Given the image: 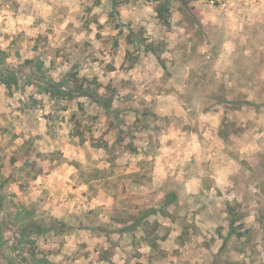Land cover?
<instances>
[{"label": "clouds", "instance_id": "clouds-1", "mask_svg": "<svg viewBox=\"0 0 264 264\" xmlns=\"http://www.w3.org/2000/svg\"><path fill=\"white\" fill-rule=\"evenodd\" d=\"M216 2L0 0V164L49 223L51 234L33 239L52 253L50 264H264V226L248 238L264 218V112L218 140L204 122L207 93L181 81L170 119L134 132L135 140L123 125L116 144L120 129L110 130L101 104L81 95L108 98L110 87L130 82L137 101L147 100L174 62L199 66L193 52L202 62L208 56L201 49L254 56L257 43L264 46V0ZM149 62L154 74L142 71ZM101 137L106 144L92 147ZM238 206L247 214L236 223L245 227L229 237L230 210ZM90 212L109 225L117 212L142 214L131 229L135 242L113 234L110 242L99 237L97 251L80 249L92 236ZM110 245L116 255L100 260Z\"/></svg>", "mask_w": 264, "mask_h": 264}, {"label": "rangeland", "instance_id": "rangeland-1", "mask_svg": "<svg viewBox=\"0 0 264 264\" xmlns=\"http://www.w3.org/2000/svg\"><path fill=\"white\" fill-rule=\"evenodd\" d=\"M213 6L219 8L220 5L216 2ZM0 16H2V11H0ZM200 52L201 55L208 56L207 62L197 60L194 52L192 58L199 65L197 68H189L184 62H174L171 70L165 71L161 78L164 84L158 87L147 100L140 99L137 101V90L131 87L130 82H122L120 91L110 87L109 91L113 95L108 98H98L94 92H83L81 95L90 96L94 102L98 101L101 104L100 107L104 109L105 115L110 117L108 128L110 130L120 129L116 144H122L125 137L122 130L123 125L128 128V137L135 140L134 132L141 129L147 131L156 119H170L166 112L175 103V93L180 88L181 81L191 82L189 83V91L195 87L203 89L207 93L206 106L203 109L204 122L208 128L215 130L217 139L222 140L225 134H231V130L236 129L237 125L245 123L250 125L252 121L249 117L254 113L259 119L264 112V46L257 43L256 54L248 58L237 57L234 52L227 48L215 53L207 49H201ZM157 63L159 62L157 61ZM160 67L165 68L166 66L160 64ZM142 71L154 74L151 62L146 64ZM121 92L124 94L121 95ZM117 96H119V100L116 99ZM116 103H119L121 107L114 110L113 105ZM78 107L83 112V105H78ZM162 109L164 112L161 111ZM129 118H132L131 125L128 123ZM76 119V116L73 115L72 120ZM90 119L94 124H98L100 121L99 116H93ZM78 128L79 122L77 121ZM77 135H81L78 130ZM105 144L106 142L101 137L92 147L98 149ZM129 147L133 153L137 151L132 145ZM15 162V158L10 161L11 164ZM28 191L24 185L18 184L14 172L5 175L4 166L0 164V264H50L49 257L52 253L37 248L33 235L37 239L50 235L51 227L46 220L38 216L36 205L26 199ZM124 192L125 198L131 204L136 205L135 194L129 192L128 189H124ZM147 211L152 214L160 211L162 215H167L163 209L148 208ZM246 214L240 210V206L230 210L231 222L227 232L229 237L239 228L245 227L244 224H237L236 221ZM140 215L142 214H135L126 218L117 212L111 217L112 223L109 225L98 222L99 213L90 212L85 219L91 228L92 236L80 244L79 248H88L91 244L92 250L97 251L101 248L99 237L104 236L106 242H110L113 234L120 235L121 239L124 235L131 236L135 242V236L131 229L136 227ZM129 220L134 222L129 224ZM59 223V221L53 222L57 226ZM121 224L126 225V227H118ZM156 226L158 227V224ZM260 226H264V218H258L256 230L248 229V232L251 233L248 237L250 241L255 239ZM65 230L66 226L60 227L55 234L59 236ZM81 230L86 231L84 228ZM222 231L223 229H218V233ZM116 246L110 245L104 248L100 260L110 259L116 255ZM220 251H225L223 244ZM9 253L15 254V258H11ZM124 264H128L127 260Z\"/></svg>", "mask_w": 264, "mask_h": 264}, {"label": "trees", "instance_id": "trees-1", "mask_svg": "<svg viewBox=\"0 0 264 264\" xmlns=\"http://www.w3.org/2000/svg\"><path fill=\"white\" fill-rule=\"evenodd\" d=\"M61 95H64V94H61ZM82 135V133H80ZM100 146V145H99Z\"/></svg>", "mask_w": 264, "mask_h": 264}, {"label": "built area", "instance_id": "built-area-1", "mask_svg": "<svg viewBox=\"0 0 264 264\" xmlns=\"http://www.w3.org/2000/svg\"><path fill=\"white\" fill-rule=\"evenodd\" d=\"M217 3H219V0H217Z\"/></svg>", "mask_w": 264, "mask_h": 264}]
</instances>
